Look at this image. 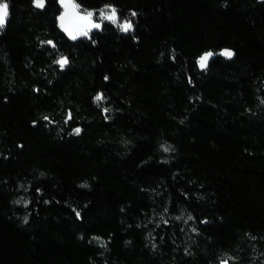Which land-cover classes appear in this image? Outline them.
<instances>
[{
  "label": "trees",
  "instance_id": "obj_1",
  "mask_svg": "<svg viewBox=\"0 0 264 264\" xmlns=\"http://www.w3.org/2000/svg\"><path fill=\"white\" fill-rule=\"evenodd\" d=\"M78 2L134 28L73 41L55 0H7L0 264H264V0Z\"/></svg>",
  "mask_w": 264,
  "mask_h": 264
},
{
  "label": "snow or ice",
  "instance_id": "obj_2",
  "mask_svg": "<svg viewBox=\"0 0 264 264\" xmlns=\"http://www.w3.org/2000/svg\"><path fill=\"white\" fill-rule=\"evenodd\" d=\"M55 2L59 5L58 13L55 16L56 24L60 28V30L70 39L76 41L79 37L91 38L90 33L93 30H101L104 26V22H108L113 27H116L119 31L128 33L131 32L134 28V23L128 17H121L118 9L113 3H105L99 9L95 8H87L83 7L78 0H55ZM33 7L38 9H44L46 6V0H31ZM137 13L135 11L131 12V16L135 17ZM9 16V4L7 0H0V29H3L6 26L7 18ZM134 39L136 37H133ZM93 44L96 43V40L91 41ZM41 44H48L53 48L56 47L54 41L47 40L41 41ZM220 55H223L227 58H231L234 55L232 49L222 48L219 51ZM216 55L212 50H207L201 53L196 57V63L200 69H205L208 66L209 59ZM174 58V57H173ZM68 57L64 55H59L57 59L53 61L54 64H57L61 69H63L68 64ZM105 80L109 79L108 76L104 77ZM191 79H189V83H191ZM106 99L102 92H97V94L93 97L94 102L103 101ZM264 102V101H262ZM102 111L108 112V108H103ZM45 120H48L49 117L45 116ZM72 119L71 112L68 113L66 117L65 123ZM105 119H108L105 116ZM36 121H33L35 124ZM82 131L80 127H75L72 129L73 133L79 134ZM165 152L169 151L170 146L165 147L161 145ZM86 186V185H83ZM40 189H37L39 192ZM14 203H21V200H16ZM23 203L27 205L28 200H23ZM77 218H80V213L76 212ZM192 219L191 215L188 217ZM25 221L28 219L27 216L24 217ZM176 219H180V217H176ZM167 222V221H165ZM192 231H196L195 228ZM95 239L99 240V237ZM255 239V237H253ZM155 247V245H153ZM224 259L219 260V264H229L230 260L237 259L236 257L227 256Z\"/></svg>",
  "mask_w": 264,
  "mask_h": 264
},
{
  "label": "water",
  "instance_id": "obj_3",
  "mask_svg": "<svg viewBox=\"0 0 264 264\" xmlns=\"http://www.w3.org/2000/svg\"><path fill=\"white\" fill-rule=\"evenodd\" d=\"M36 9H38V8H36ZM39 10H42V9H39ZM220 51V50H219ZM219 51H217V52H214V53H216V55H214L213 57H211L210 59H209V62L213 59V58H215V57H217V56H221V57H224V58H226V59H233L234 58V55L231 57V58H227V57H225V56H223V55H220L219 54ZM208 62V63H209Z\"/></svg>",
  "mask_w": 264,
  "mask_h": 264
}]
</instances>
